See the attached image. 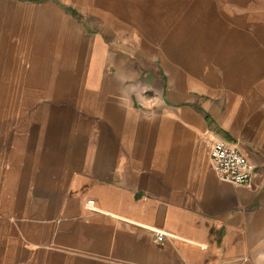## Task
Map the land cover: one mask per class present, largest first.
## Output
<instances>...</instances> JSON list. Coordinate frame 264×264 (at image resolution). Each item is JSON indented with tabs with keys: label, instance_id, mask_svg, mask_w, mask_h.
I'll return each mask as SVG.
<instances>
[{
	"label": "crops",
	"instance_id": "0c3cea01",
	"mask_svg": "<svg viewBox=\"0 0 264 264\" xmlns=\"http://www.w3.org/2000/svg\"><path fill=\"white\" fill-rule=\"evenodd\" d=\"M4 55L0 264H264V0H0Z\"/></svg>",
	"mask_w": 264,
	"mask_h": 264
},
{
	"label": "rangeland",
	"instance_id": "374dc122",
	"mask_svg": "<svg viewBox=\"0 0 264 264\" xmlns=\"http://www.w3.org/2000/svg\"><path fill=\"white\" fill-rule=\"evenodd\" d=\"M69 11L79 19V16L75 12L71 9ZM2 58L7 61L1 63L3 69L0 71V83H2L0 84V112H22L38 109L40 107L38 102L45 94V90L48 91L49 89L41 86V84L38 86H27V83L31 82L29 81L31 79H33L34 83H41V72L10 69L13 65L9 59L13 57L11 55H4ZM16 58H21V56H17Z\"/></svg>",
	"mask_w": 264,
	"mask_h": 264
},
{
	"label": "built area",
	"instance_id": "2783aa9c",
	"mask_svg": "<svg viewBox=\"0 0 264 264\" xmlns=\"http://www.w3.org/2000/svg\"><path fill=\"white\" fill-rule=\"evenodd\" d=\"M210 158L216 173L223 180L237 186L249 184L253 172L251 164L236 147L218 139L211 146ZM92 204V202L89 203L90 206ZM155 234V240L162 243L166 234L158 231H155Z\"/></svg>",
	"mask_w": 264,
	"mask_h": 264
}]
</instances>
